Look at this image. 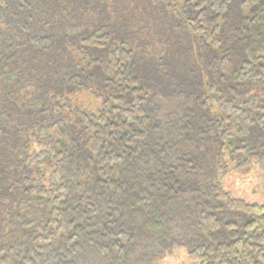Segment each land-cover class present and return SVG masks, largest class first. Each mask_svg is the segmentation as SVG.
I'll return each mask as SVG.
<instances>
[{"label": "trees", "instance_id": "16d2710c", "mask_svg": "<svg viewBox=\"0 0 264 264\" xmlns=\"http://www.w3.org/2000/svg\"><path fill=\"white\" fill-rule=\"evenodd\" d=\"M226 158L264 174V0H0V264H264Z\"/></svg>", "mask_w": 264, "mask_h": 264}, {"label": "rangeland", "instance_id": "374dc122", "mask_svg": "<svg viewBox=\"0 0 264 264\" xmlns=\"http://www.w3.org/2000/svg\"><path fill=\"white\" fill-rule=\"evenodd\" d=\"M75 103L84 107L96 105L95 97L88 91H83L71 96ZM225 163L218 162L215 173L216 180L220 181L223 188L233 197L245 200L248 203L264 204V174L256 165H253L249 174H241L233 168V161L225 159ZM153 264H198L187 255L186 247L182 243H175L172 249Z\"/></svg>", "mask_w": 264, "mask_h": 264}]
</instances>
